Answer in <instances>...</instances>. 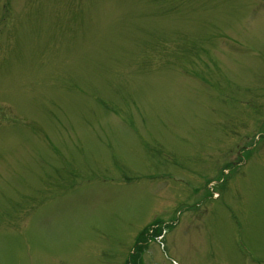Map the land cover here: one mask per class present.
I'll use <instances>...</instances> for the list:
<instances>
[{
    "label": "rangeland",
    "instance_id": "1",
    "mask_svg": "<svg viewBox=\"0 0 264 264\" xmlns=\"http://www.w3.org/2000/svg\"><path fill=\"white\" fill-rule=\"evenodd\" d=\"M262 130L264 0H0V264H264Z\"/></svg>",
    "mask_w": 264,
    "mask_h": 264
}]
</instances>
